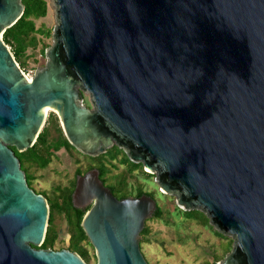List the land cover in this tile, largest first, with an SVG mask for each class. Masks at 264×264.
Masks as SVG:
<instances>
[{"label":"water","instance_id":"95a60500","mask_svg":"<svg viewBox=\"0 0 264 264\" xmlns=\"http://www.w3.org/2000/svg\"><path fill=\"white\" fill-rule=\"evenodd\" d=\"M53 1V44L29 78L3 40L25 6L0 0V264H88L41 248L49 205L14 150L34 146L49 108L76 150L123 149L180 209L232 236L218 264H264V0ZM99 175L73 192L91 205L81 225L96 264H149L141 239L158 201L118 199Z\"/></svg>","mask_w":264,"mask_h":264},{"label":"rangeland","instance_id":"374dc122","mask_svg":"<svg viewBox=\"0 0 264 264\" xmlns=\"http://www.w3.org/2000/svg\"><path fill=\"white\" fill-rule=\"evenodd\" d=\"M45 1L47 2V14L36 20V25L38 28L51 30V34L49 37L39 35L41 39L39 46L36 49H28L27 65L22 70L29 78L35 74L37 69L45 65L46 56L42 53V45L46 44L50 47L53 44V29L58 23L54 1ZM82 101L84 105L92 108L89 93L82 95ZM60 130L62 131L60 119L50 109L42 132L46 133L50 143L56 141ZM118 149L117 146L114 149L111 148L106 158L101 157L103 154L99 156L102 158L99 160L108 169L106 176L108 183L116 184L117 177L123 174L126 177L127 191L130 195L135 196L137 188H142L145 192L153 194L163 211L162 218L153 217L146 222V226L150 228V234L142 236L141 239V250L149 264H207L216 259L223 260L232 251V236L220 233L210 221L203 222L201 214L196 215V220L188 219L183 210L177 206L175 197L160 190L156 182V173L143 166L130 172V166L121 163L124 157L121 152L123 149ZM115 150L116 159H110L111 153ZM93 158L98 157H89L76 149L61 148L53 154L46 168L34 166L29 171L34 176V186L52 195L56 187L69 186L79 171L84 172L87 168L96 166L97 161ZM48 229H52L57 234L55 250L69 249L70 235L67 219L63 213L54 212L51 222L48 223ZM82 245L89 253L90 262L88 264H96L93 246L87 242H83Z\"/></svg>","mask_w":264,"mask_h":264},{"label":"trees","instance_id":"16d2710c","mask_svg":"<svg viewBox=\"0 0 264 264\" xmlns=\"http://www.w3.org/2000/svg\"><path fill=\"white\" fill-rule=\"evenodd\" d=\"M23 4L25 6V11L23 16L18 20L16 24H14L12 27L7 29L5 33L3 34V40L4 42L11 48L17 62L19 63L21 69H25L27 65V51L28 49H36L39 44L41 43V39L38 37L39 35L42 37H49L51 34V30L47 29L44 30L42 27L38 28L36 25V20L43 18L47 14V2L45 0H22ZM49 46L44 44L42 45V53L45 54L46 49ZM116 146H114L112 149H114ZM61 148H66L68 150L75 149L66 139L63 132L60 130L59 136L54 142H48L46 133L42 132L37 139V142L34 144L33 147L30 149L20 153L16 151V155L21 159L23 162V168L28 171L32 167L36 166L39 168H46L52 159V156L55 152L59 151ZM118 149V147H117ZM121 150V149H118ZM124 157L123 160H121V163L127 164L130 166V172L136 170L139 166H142V164H136L129 160L126 153H124L123 150H121ZM110 153V150L104 155H102V158H106L108 154ZM101 157L93 158L97 161V167L99 168L101 172V177L106 183L114 195L118 197H127L130 196V193L127 191V183H126V177L121 174L119 175L118 182L116 184H110L108 183V178L106 177L108 174V169L106 166L102 163ZM117 153L116 150L114 153H111L110 159H116ZM82 173L79 171L77 174ZM75 181H73L74 186ZM61 187H57V190L60 192ZM71 192L72 189L62 190L61 194L59 195L55 201L52 203L51 206V214H50V222L52 220V216L55 211H59L60 213H63L66 216L67 223H68V229H69V249L72 251L77 252L87 263L90 262V257L87 249L85 246L82 245L83 242H87V244H90L88 237L86 236L83 228H82V220L85 215V212L82 210L77 209L71 200ZM143 195H149L154 198L152 193L145 192L142 188H137V192L135 194L136 197H141ZM178 209V207H177ZM180 210V209H179ZM186 214V217L188 219H197L196 215L201 214L203 217V222H209V218L202 212L198 210L194 211H183ZM163 217V211L158 205V209L156 211V214L154 218H162ZM150 234V228L145 225V228L142 232V236H147ZM57 234L52 230L48 229L46 238L44 243L42 244L41 248L43 249H54L57 242ZM63 249V248H61ZM229 252V251H227ZM220 259H216L213 262H207V264H218Z\"/></svg>","mask_w":264,"mask_h":264},{"label":"flooded vegetation","instance_id":"af4514ba","mask_svg":"<svg viewBox=\"0 0 264 264\" xmlns=\"http://www.w3.org/2000/svg\"><path fill=\"white\" fill-rule=\"evenodd\" d=\"M63 131V130H62ZM64 134V133H63ZM65 136V135H64ZM15 153H16V151H15ZM22 153V152H21ZM17 156V155H16ZM18 157V156H17ZM90 157V156H89ZM97 157H99V156H97ZM19 158V157H18ZM19 160H20V162H21V168H22V170L25 172V174H26V178H27V182H28V185H29V187L31 188V189H33L34 191H35V193H37V194H39V195H43L44 197H45V199L47 200V203H48V205H49V210H50V214H51V206H52V203L55 201V199L59 196V195H62L61 194V191L62 190H67V189H72V192H71V200H72V203H73V192H74V190H75V187H76V181H77V177L79 176V175H84L87 171H89V170H91V169H98L99 170V168L97 167V166H92V167H90V168H87L84 172H82V173H80V174H76V176H75V184H74V186H72L73 185V182L69 185V186H67V187H61L62 189H61V191L59 192L58 190H57V187H56V191L54 192V194H48V193H46V192H42V191H40V190H38L35 186H34V176H33V174L28 170V171H26L24 168H23V162L21 161V159L19 158ZM143 166V165H142ZM99 172H100V170H99ZM100 179L102 180V182L104 183V181H103V179H102V177H101V172H100ZM104 185L106 186V187H108L109 189H110V187L106 184V183H104ZM111 190V189H110ZM111 192H112V190H111ZM113 193V192H112ZM113 195H114V193H113ZM53 196V197H52ZM116 198H118V199H123V198H127V197H136V196H132V195H130V196H127V197H118V196H116V195H114ZM73 205H74V203H73ZM90 206L91 205H89V206H87L85 209L84 208H80V207H76L77 209H79V210H82V211H84L85 213H86V211L90 208ZM49 220H50V217H49Z\"/></svg>","mask_w":264,"mask_h":264},{"label":"bare ground","instance_id":"6f19581e","mask_svg":"<svg viewBox=\"0 0 264 264\" xmlns=\"http://www.w3.org/2000/svg\"><path fill=\"white\" fill-rule=\"evenodd\" d=\"M49 111H50V108H49V110H48V113H49ZM48 113H47V115H48Z\"/></svg>","mask_w":264,"mask_h":264}]
</instances>
